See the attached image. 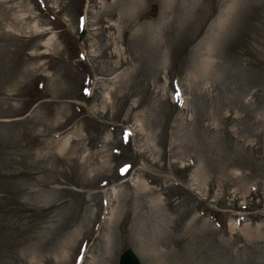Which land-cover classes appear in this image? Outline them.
<instances>
[{
	"label": "rangeland",
	"instance_id": "374dc122",
	"mask_svg": "<svg viewBox=\"0 0 264 264\" xmlns=\"http://www.w3.org/2000/svg\"><path fill=\"white\" fill-rule=\"evenodd\" d=\"M129 248L264 264V0H0V264Z\"/></svg>",
	"mask_w": 264,
	"mask_h": 264
},
{
	"label": "water",
	"instance_id": "95a60500",
	"mask_svg": "<svg viewBox=\"0 0 264 264\" xmlns=\"http://www.w3.org/2000/svg\"><path fill=\"white\" fill-rule=\"evenodd\" d=\"M86 33H87V29L83 28L80 33L79 41L83 40V38L85 37L84 35H86ZM91 99H92L91 97L88 99V104L90 103ZM120 264H142V261L141 258L134 251V249L129 248L125 250L124 253L122 254L120 258Z\"/></svg>",
	"mask_w": 264,
	"mask_h": 264
},
{
	"label": "bare ground",
	"instance_id": "6f19581e",
	"mask_svg": "<svg viewBox=\"0 0 264 264\" xmlns=\"http://www.w3.org/2000/svg\"><path fill=\"white\" fill-rule=\"evenodd\" d=\"M232 3H230L228 6H226V8H224L223 10H222V12H221V14H220V18L218 19V23L215 25V26H217L218 28H220V27H222L223 26V24L225 23V22H227V20L230 18V16H231V10H232ZM90 20H89V18H88V16H86V22L88 23ZM217 30H219V29H217ZM97 80H98V78H97ZM143 164V167H146L145 166V164L144 163H142ZM147 185V184H146ZM148 186V185H147ZM107 189H110V188H107ZM111 189L112 190H114L113 192L114 193H116L117 192V189H116V187H113L112 188V186H111ZM108 198V197H107ZM109 199V198H108ZM108 199H106V201H107V204L109 203L108 202ZM109 218H107V220H108ZM121 258V257H120Z\"/></svg>",
	"mask_w": 264,
	"mask_h": 264
}]
</instances>
